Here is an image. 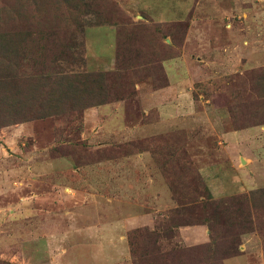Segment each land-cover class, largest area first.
I'll list each match as a JSON object with an SVG mask.
<instances>
[{
    "label": "rangeland",
    "instance_id": "obj_1",
    "mask_svg": "<svg viewBox=\"0 0 264 264\" xmlns=\"http://www.w3.org/2000/svg\"><path fill=\"white\" fill-rule=\"evenodd\" d=\"M227 1L190 25L123 0H0V264H264V0ZM103 25L112 71L89 62ZM159 110L169 130L137 135ZM249 129L256 185L217 197L201 164Z\"/></svg>",
    "mask_w": 264,
    "mask_h": 264
},
{
    "label": "crops",
    "instance_id": "obj_2",
    "mask_svg": "<svg viewBox=\"0 0 264 264\" xmlns=\"http://www.w3.org/2000/svg\"><path fill=\"white\" fill-rule=\"evenodd\" d=\"M200 0H182L178 3L175 0H123L121 5L125 10L133 11L141 15L143 19L145 17L151 18L155 23H168L177 17H182L185 20H189L190 25L193 23V13L197 10V6ZM233 5L240 0H230ZM184 2V3H182ZM227 0H222V3L226 4ZM179 8L181 12L176 13L175 9ZM86 43L88 46L89 62L91 65L112 71L117 68V44H118V31L114 26H91L86 31ZM167 68H171V61L166 63ZM169 87L166 90H159L152 92L149 95V99L165 95L167 92L171 93V77L167 74ZM145 95V94H143ZM162 111H166L165 109ZM148 112L139 116L143 120L142 131L137 132V135H145L150 133H157L161 131H168L165 128L169 127L171 121L169 114L165 112H158V120L144 122L147 119ZM113 123L129 127V118L122 111H116L114 113ZM156 131V132H155ZM224 132L219 137V142L216 145L218 153V160L216 163L201 164V175L204 180L213 189L212 193L220 197L230 196L234 194H241L243 192L251 191L256 185V178L252 176L255 160L251 153L256 143L250 138L255 131L249 130H223ZM219 151V152H218ZM203 162V161H202ZM262 181V180H261ZM224 183V184H222ZM254 184V185H253ZM223 185L222 187H220ZM220 188H223L220 191ZM157 196H160L158 194ZM155 212L148 210L141 213L138 219L148 221ZM199 231V237L204 243L209 241V234L205 227H196ZM189 230V228L180 229L181 234Z\"/></svg>",
    "mask_w": 264,
    "mask_h": 264
}]
</instances>
